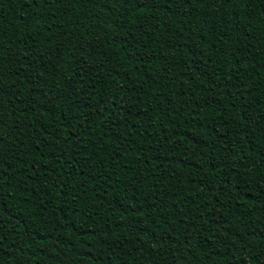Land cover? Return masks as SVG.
Masks as SVG:
<instances>
[{
	"label": "trees",
	"instance_id": "obj_1",
	"mask_svg": "<svg viewBox=\"0 0 264 264\" xmlns=\"http://www.w3.org/2000/svg\"><path fill=\"white\" fill-rule=\"evenodd\" d=\"M0 0V264H264V0Z\"/></svg>",
	"mask_w": 264,
	"mask_h": 264
},
{
	"label": "snow or ice",
	"instance_id": "obj_2",
	"mask_svg": "<svg viewBox=\"0 0 264 264\" xmlns=\"http://www.w3.org/2000/svg\"><path fill=\"white\" fill-rule=\"evenodd\" d=\"M226 2H231V0H226ZM149 3V0H141L140 2V6L141 7H147V4ZM0 84H2V81H0ZM2 221H0V232H2ZM3 240H4V236L2 234H0V249H2V245H3Z\"/></svg>",
	"mask_w": 264,
	"mask_h": 264
}]
</instances>
